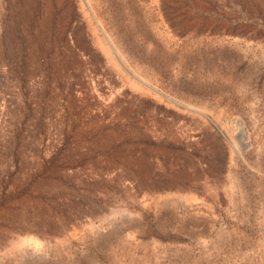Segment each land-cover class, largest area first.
Listing matches in <instances>:
<instances>
[{
    "label": "rangeland",
    "instance_id": "1",
    "mask_svg": "<svg viewBox=\"0 0 264 264\" xmlns=\"http://www.w3.org/2000/svg\"><path fill=\"white\" fill-rule=\"evenodd\" d=\"M0 264H264V0H0Z\"/></svg>",
    "mask_w": 264,
    "mask_h": 264
}]
</instances>
